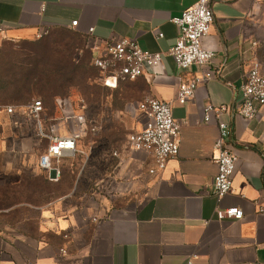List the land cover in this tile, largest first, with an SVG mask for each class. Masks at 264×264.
<instances>
[{"label":"crops","instance_id":"obj_1","mask_svg":"<svg viewBox=\"0 0 264 264\" xmlns=\"http://www.w3.org/2000/svg\"><path fill=\"white\" fill-rule=\"evenodd\" d=\"M196 1L0 0L6 27L0 45L34 41L48 31L85 40L94 55L122 38L164 54L160 68L131 82L137 92L132 104L147 97L168 102L181 126L179 156L155 175L149 152L132 150L129 141L117 150L98 148L96 138L89 154L79 148L61 160L58 178L39 167L47 142L25 106L13 115L2 111L0 182L26 189L27 197L4 211L19 209L20 215L15 225L0 226V264H264V215L258 212L264 206V107L252 120L238 113L252 64L264 67V0H215L205 40L215 57L183 72L168 55L179 36L173 20ZM207 72L214 77L179 104L180 84ZM208 105L230 109L224 118L238 158L233 191L222 199L213 192L219 128L214 115L206 122ZM43 122L47 133L56 125L59 135L68 134L57 111ZM82 159L89 162L90 190L83 188ZM232 207L244 211L242 220L217 218L218 209Z\"/></svg>","mask_w":264,"mask_h":264},{"label":"built area","instance_id":"obj_2","mask_svg":"<svg viewBox=\"0 0 264 264\" xmlns=\"http://www.w3.org/2000/svg\"><path fill=\"white\" fill-rule=\"evenodd\" d=\"M213 2L215 0H197L191 8L183 12L180 18L173 20L179 30V36L168 55L174 59L180 71L184 72L193 66L204 68L210 65L215 57V53L205 47V40L215 22ZM72 26L77 27L78 22H73ZM93 31L91 29L90 33ZM5 32L6 27L0 23V37ZM48 34V31H44L38 38ZM105 51L104 55L93 54V64L101 73L100 82L111 90L118 89L121 81H135L144 77L148 70H157L161 67L164 57L162 53L143 50L137 41L128 38L112 40ZM213 77V72H207L190 81L182 82L177 92L178 103L186 104L194 97L199 86ZM56 105V111L60 114L62 122L70 126L68 134L64 136L58 134L56 125L52 126L50 133L46 132L42 100H33L25 108L36 123L39 138L47 142L39 158V167L45 172H55L59 178L61 171L58 166L61 160L65 157H74L78 151L79 141L88 134L97 135L102 126L99 121L88 115L90 109L84 99L79 100L76 109L71 99H58ZM130 107L141 112L142 119L141 129L129 136V144L132 150L149 152L154 157L155 168L150 173L155 175L165 170L170 160L179 156L181 126L174 118L172 105L163 100L147 97ZM263 107L264 67L260 62L255 61L242 89L238 113L244 119L252 120ZM17 109L16 106H10L4 111L8 115H13ZM229 110L227 106L213 105H208L205 109L206 122L214 115L219 128V137L214 146V161L218 171L213 186V192L218 199L232 193L238 161L230 145L232 129L224 118ZM258 212L264 215V206H260ZM216 213L220 221H239L245 216L244 211L237 207L218 209Z\"/></svg>","mask_w":264,"mask_h":264},{"label":"rangeland","instance_id":"obj_3","mask_svg":"<svg viewBox=\"0 0 264 264\" xmlns=\"http://www.w3.org/2000/svg\"><path fill=\"white\" fill-rule=\"evenodd\" d=\"M81 47H86L85 40L75 42L73 36L66 33L52 35L40 44L3 42L0 45V111L16 102L43 99L52 103L57 96L71 97L76 109L79 100L84 99L89 105L88 115L99 121L102 129L95 136L88 134L81 139L78 149L89 154L96 138L98 148L125 147L129 136L141 125L140 112L130 107L137 99L136 87L131 82H123L117 90L106 89L98 79V72L85 58L86 53L82 57L81 51L78 52ZM77 54H80L75 57L77 60L84 58L80 65L72 63ZM81 161L87 171L83 188L90 190L94 182L90 181L89 162ZM26 197V189L10 190L0 182L1 227L16 224L19 209L12 213L4 211Z\"/></svg>","mask_w":264,"mask_h":264},{"label":"trees","instance_id":"obj_4","mask_svg":"<svg viewBox=\"0 0 264 264\" xmlns=\"http://www.w3.org/2000/svg\"><path fill=\"white\" fill-rule=\"evenodd\" d=\"M67 34V33H66ZM69 35H71V34H69ZM51 35H47V36H45V37H42V38H36L34 41H8V42H14V43H17V42H19V43H22V42H24V43H26V42H32V43H35V44H40L41 42H43V40H45V39H47V38H49ZM71 36H73V35H71ZM73 38H74V41L76 42H79L80 41V39L79 38H76L75 36H73ZM5 42H7V41H5ZM79 51H81V53H82V57H84V52L86 53V56H85V58H87L88 60H89V63L91 64V68L92 69H95L97 72H98V79L100 80V77H101V73H100V71L97 69V68H95V66H94V64H93V53H92V51H90L88 48H82L81 47V49H78V52ZM80 53V54H81ZM80 54H77V55H74L73 56V61H72V63H77V64H81V62L83 61V59L84 58H82V59H79V60H77L75 57L76 56H80ZM84 65V64H83ZM137 80H135V81H125V82H136ZM124 82V83H125ZM122 83H123V81H121L120 82V84H119V87L122 85ZM103 85V84H102ZM104 86V85H103ZM118 87V88H119ZM106 88V87H105ZM106 89H109V88H106ZM117 90V89H116ZM66 100V99H71V97H68V96H57V97H55L54 98V100H53V102L52 103H47V102H45V100H43V99H41L42 100V102H43V105H44V110H45V114H47L49 117H54V115H55V111H56V102H57V100ZM33 101V100H32ZM32 101H30V102H28V103H14V104H12V106H16V107H22V106H27V105H29V104H31L32 103ZM6 107H4L3 109H5ZM1 110L0 111V113L2 112V111H4V110Z\"/></svg>","mask_w":264,"mask_h":264}]
</instances>
